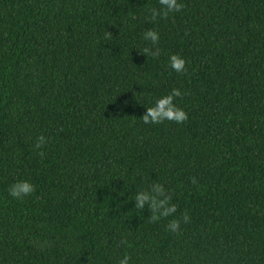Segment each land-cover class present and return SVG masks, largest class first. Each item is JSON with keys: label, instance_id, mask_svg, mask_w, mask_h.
Here are the masks:
<instances>
[{"label": "trees", "instance_id": "trees-1", "mask_svg": "<svg viewBox=\"0 0 264 264\" xmlns=\"http://www.w3.org/2000/svg\"><path fill=\"white\" fill-rule=\"evenodd\" d=\"M178 2L0 0V264H264V0ZM173 88L187 120L143 124Z\"/></svg>", "mask_w": 264, "mask_h": 264}, {"label": "clouds", "instance_id": "clouds-1", "mask_svg": "<svg viewBox=\"0 0 264 264\" xmlns=\"http://www.w3.org/2000/svg\"><path fill=\"white\" fill-rule=\"evenodd\" d=\"M159 10L150 8L147 11L150 14V18L154 21L157 17H167L169 13L179 12L181 10V4L178 0H158ZM142 39L147 42L148 45L143 48V53L148 56L156 58L160 55V50L157 47L160 36L158 31L149 29L143 33ZM185 60L178 54H173L168 57L169 67L176 73H182L185 71ZM182 95L181 91L177 88H173L168 94L161 95L155 98L152 106L146 108L145 113L140 118L145 125H158L165 121L175 122L176 124H182L188 118V114L174 103L175 98ZM127 104V101H125ZM36 148H40L45 143V138L39 136L37 138ZM35 191L34 186L28 180H19L13 183L9 187V195L13 199H22L29 196ZM134 207L143 210L146 206L150 211V220L152 222L158 221L161 218L171 217L177 212V206L171 203L172 197L165 189V187L154 182L151 186L145 190L136 192L134 199ZM188 217H183L184 221H187ZM180 228L179 220H171L167 224L166 230L171 233H176ZM118 264H130L129 255L125 254L119 259Z\"/></svg>", "mask_w": 264, "mask_h": 264}]
</instances>
